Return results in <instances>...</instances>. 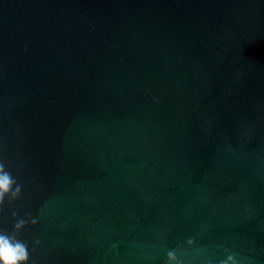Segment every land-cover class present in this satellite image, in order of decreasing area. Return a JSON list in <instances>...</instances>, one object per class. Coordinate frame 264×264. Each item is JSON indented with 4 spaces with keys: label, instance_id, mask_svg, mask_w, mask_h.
Listing matches in <instances>:
<instances>
[{
    "label": "water",
    "instance_id": "1",
    "mask_svg": "<svg viewBox=\"0 0 264 264\" xmlns=\"http://www.w3.org/2000/svg\"><path fill=\"white\" fill-rule=\"evenodd\" d=\"M0 163L23 264H264V0H0Z\"/></svg>",
    "mask_w": 264,
    "mask_h": 264
},
{
    "label": "clouds",
    "instance_id": "2",
    "mask_svg": "<svg viewBox=\"0 0 264 264\" xmlns=\"http://www.w3.org/2000/svg\"><path fill=\"white\" fill-rule=\"evenodd\" d=\"M12 183L13 179L10 173L4 171L3 164L0 163V203L3 202L5 195L9 193ZM16 191L18 192L19 189L17 188ZM24 223L23 220L18 221L16 227L19 228ZM28 256L29 250L26 243L15 239L7 232H0V264H23L28 260ZM169 257H172L171 253H169Z\"/></svg>",
    "mask_w": 264,
    "mask_h": 264
}]
</instances>
